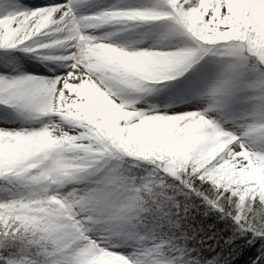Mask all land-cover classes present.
<instances>
[{"label":"snow or ice","instance_id":"1","mask_svg":"<svg viewBox=\"0 0 264 264\" xmlns=\"http://www.w3.org/2000/svg\"><path fill=\"white\" fill-rule=\"evenodd\" d=\"M0 264H264V0H0Z\"/></svg>","mask_w":264,"mask_h":264}]
</instances>
